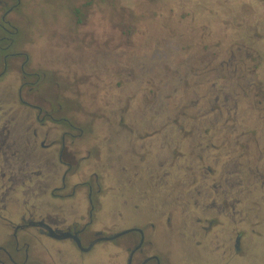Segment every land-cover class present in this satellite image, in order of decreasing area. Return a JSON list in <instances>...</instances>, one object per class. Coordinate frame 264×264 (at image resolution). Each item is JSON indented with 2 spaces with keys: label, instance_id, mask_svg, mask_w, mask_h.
Instances as JSON below:
<instances>
[{
  "label": "flooded vegetation",
  "instance_id": "flooded-vegetation-1",
  "mask_svg": "<svg viewBox=\"0 0 264 264\" xmlns=\"http://www.w3.org/2000/svg\"><path fill=\"white\" fill-rule=\"evenodd\" d=\"M12 9L0 16V30L5 33L9 32L5 17ZM7 39L0 36V41ZM10 44L0 46V264H61L56 261L58 256L59 261L71 260V264H99L83 256L96 243L116 239L114 252H102L104 260H109L107 264H177L173 248L178 249V236L185 243L183 248H209L214 264H221L220 253L230 260L237 257L246 229L259 221L264 175L256 177L259 183L224 177L221 147L225 143L218 147L211 142L209 127H195L198 114L204 116L208 111L174 112L166 122L170 128L161 124L154 133L147 130L144 134L127 121L131 97L118 96L111 101L104 133L99 127L87 131L82 112L77 110L79 92L74 99L68 96L73 101L67 103L73 104L75 111L67 112L66 95L55 92L59 82L45 81L46 73L41 79L39 73L27 72L24 67L30 55L6 51ZM111 55L106 52L101 57ZM48 56L76 66L84 55L50 52ZM85 57L97 62L100 59L98 52ZM126 62L123 71L129 69V60ZM30 76L35 78L28 79ZM42 83L47 88V84L52 86V96L41 95ZM157 115L162 113L158 111ZM162 131L167 132L166 141L170 137L167 143L173 142L169 149L174 157L168 166L181 161L182 167L189 169L186 180L178 182L163 175V163L159 161L162 144L156 145L162 141ZM152 135H157L154 147L152 141L148 145L141 141ZM189 136L195 139L185 155L181 141ZM215 150L218 156L209 165ZM205 163L207 169L200 177L194 168ZM105 215L110 220L104 221ZM126 216L131 222L128 228L114 230L113 226ZM48 228L56 234L77 236L82 248L72 237H52ZM128 229L112 239L95 241ZM163 235L169 256L164 251L167 247L156 244ZM64 240L70 247L58 244ZM183 262L205 264L191 260V255Z\"/></svg>",
  "mask_w": 264,
  "mask_h": 264
},
{
  "label": "rangeland",
  "instance_id": "rangeland-1",
  "mask_svg": "<svg viewBox=\"0 0 264 264\" xmlns=\"http://www.w3.org/2000/svg\"><path fill=\"white\" fill-rule=\"evenodd\" d=\"M10 7L13 9L5 17L9 32L0 30V36L10 40L0 41V46L11 41L6 51L30 55L24 67L27 72H37L41 79L46 73L48 82L56 79L60 85L55 92L66 95L67 112L75 111V106L67 103L73 101L68 96L74 99L79 92L77 110L82 112L87 131L99 127L104 133L111 101L118 96L131 97L127 121L144 134L147 130L154 133L161 124L170 128L166 122L174 112L208 111L204 116L198 114L195 127H209L211 142L218 147L225 143L221 147L224 177L260 182L256 177L264 175V100L257 102L260 90L256 86L262 87L264 94V0H20L17 4L16 0H0V16ZM49 51L84 56L75 66L48 56ZM92 52H98V62L85 57ZM106 52L113 55L101 57ZM127 59L129 69L123 71ZM45 85L39 87L41 95L52 96L54 89ZM161 133L162 141L156 145L162 144L159 161L163 175L178 182L186 180L189 169L182 167L181 161L168 166L174 157L169 149L173 142L167 143L170 137L166 141L167 132ZM156 136L141 141L145 145L152 141L154 147ZM182 138L181 151L187 155L195 136ZM217 156L215 150L209 165ZM194 169L201 177L206 163ZM257 214L259 221L246 229L237 257L230 260L220 253L221 264H264V200L259 202ZM102 217L104 221L110 218ZM130 223L126 216L113 229L128 228ZM166 240L160 236L156 244L167 247L164 251L169 256ZM117 243L118 239L98 242L83 259L107 264L102 252H114ZM58 244L70 247L67 240ZM176 246L173 255L177 264L190 255L195 262L214 264L209 248H183L180 236ZM58 257V263L71 264V260L62 262Z\"/></svg>",
  "mask_w": 264,
  "mask_h": 264
},
{
  "label": "water",
  "instance_id": "water-1",
  "mask_svg": "<svg viewBox=\"0 0 264 264\" xmlns=\"http://www.w3.org/2000/svg\"><path fill=\"white\" fill-rule=\"evenodd\" d=\"M128 231H130V229H128V230H124V231H121V232H119V233H116V234L113 235V236L97 238V239H95V241H97V240H108V239H112V238L117 237V236H119V235H121V234H124V233H126V232H128ZM48 232H49V234H50L52 237H55V238H60V239H61V238H66V237H72V238L74 239V241L77 243V245H78L80 248H82L81 245H80V241H79L78 237L75 236V235H72L71 233H67V232H65V233L56 234L54 231H52V230L49 229V228H48ZM95 241H93V242L91 243V245H92ZM91 245H90V246H91ZM90 246H89V247H90ZM89 247H88V248H89ZM88 248H83V250H87Z\"/></svg>",
  "mask_w": 264,
  "mask_h": 264
},
{
  "label": "trees",
  "instance_id": "trees-1",
  "mask_svg": "<svg viewBox=\"0 0 264 264\" xmlns=\"http://www.w3.org/2000/svg\"><path fill=\"white\" fill-rule=\"evenodd\" d=\"M256 88L262 92V93H260V91H258V93H256L258 95L257 102H261L264 100L263 89H262V87H258V86ZM186 112H188V111H186Z\"/></svg>",
  "mask_w": 264,
  "mask_h": 264
}]
</instances>
